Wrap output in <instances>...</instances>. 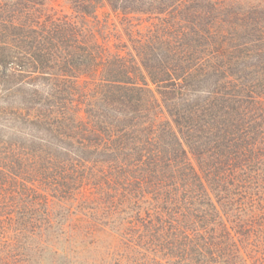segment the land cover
Returning a JSON list of instances; mask_svg holds the SVG:
<instances>
[{
    "label": "trees",
    "instance_id": "trees-1",
    "mask_svg": "<svg viewBox=\"0 0 264 264\" xmlns=\"http://www.w3.org/2000/svg\"><path fill=\"white\" fill-rule=\"evenodd\" d=\"M65 1L0 0V264H249L264 0Z\"/></svg>",
    "mask_w": 264,
    "mask_h": 264
},
{
    "label": "rangeland",
    "instance_id": "rangeland-1",
    "mask_svg": "<svg viewBox=\"0 0 264 264\" xmlns=\"http://www.w3.org/2000/svg\"><path fill=\"white\" fill-rule=\"evenodd\" d=\"M49 4L57 9H61L65 12H69L68 5L65 0H49ZM246 259L249 264H261L264 263V250L256 249L254 246H250L246 251ZM230 264V263H228Z\"/></svg>",
    "mask_w": 264,
    "mask_h": 264
}]
</instances>
